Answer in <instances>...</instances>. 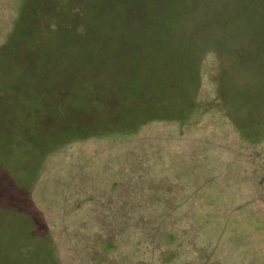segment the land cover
Here are the masks:
<instances>
[{"label":"rangeland","instance_id":"1","mask_svg":"<svg viewBox=\"0 0 264 264\" xmlns=\"http://www.w3.org/2000/svg\"><path fill=\"white\" fill-rule=\"evenodd\" d=\"M216 62L233 121L260 139L241 136L219 113L189 129L174 119L203 101L218 108L208 88ZM204 68L205 89L196 83ZM125 124L137 132L120 134ZM105 130L113 132L77 138ZM258 184L264 0H0V264H56L49 227L60 264H91L95 216L180 223L198 215L192 193L223 209ZM258 196L264 208V190ZM227 214L186 240L183 260L198 248L200 264H264V233L233 245L227 235L248 228L239 223L219 236Z\"/></svg>","mask_w":264,"mask_h":264},{"label":"trees","instance_id":"2","mask_svg":"<svg viewBox=\"0 0 264 264\" xmlns=\"http://www.w3.org/2000/svg\"><path fill=\"white\" fill-rule=\"evenodd\" d=\"M198 69L202 70V66ZM216 69L217 72L213 73L212 76L213 83H211V88L208 87L210 90H213L215 92V97L212 100L218 105V108L216 110L210 109L209 107H204L203 101L199 108H195V106L190 105L188 111L184 109L186 112L181 114V116L174 117L175 115L170 116L169 114L165 117H167L168 119H172V117L178 120L184 119L183 121L188 123L187 126H189V129L192 127L199 126L200 124L194 126L191 125L195 124L198 121L202 122L203 119L206 118V116H211L212 112L215 114L219 113L225 116V119L227 120L224 121L225 124L229 127H234L236 129V132H239L241 136L254 135L255 138H250L251 140L260 139L261 136H258L256 133L255 135L254 132H251L252 130L249 131L250 129L248 130L247 128H242L238 123H235L233 121L231 116V109L228 107V105H226V102H228L229 100L228 97L230 96L222 92L221 87L219 86L220 66L218 65V63ZM208 71V69L204 68V76L201 77L197 73L196 77V83H201L202 86H204V89L205 84H207L206 76ZM198 77H200V81L202 79V82H197ZM158 116L161 117L160 114ZM182 129L185 128L181 126L180 130ZM137 130V125L129 126L125 124L121 126V128L119 129V133L129 135L133 132H137ZM110 132L113 131L105 130L100 132L83 133L80 137L77 138L83 139L91 135L102 136L104 135V133L110 134ZM185 133L181 134L184 135ZM77 138L75 135L74 137L63 139L59 143H55V141L51 140L50 138L47 142H54V148L56 147V145L57 147L59 146L58 148H60L67 146L69 143H74ZM114 185L117 186L118 184H113V186ZM172 185L183 189L186 188L184 184ZM246 188L248 191V186ZM170 190L172 191V189H169V191ZM263 190L264 184H258L257 188L252 193V197L240 199V201L233 200L229 205H226V207H224L223 209L217 207L211 202L213 198L208 200L206 195H197L195 193H192L189 196L188 200L189 202L194 203V206H192L193 209H201V211L194 210L195 213H198V215H196L195 220L193 219L186 221L182 217L180 223L175 221L176 219H174L171 215H168L167 218L160 219V221H156V224L155 222L153 223L152 221L148 220L143 216L132 217L125 215L123 218L118 220H108L101 218L100 216H95L94 220H97L98 228L94 232L95 234L93 237V246L91 247V251L87 256V259L93 261L91 264H200L199 262L204 256L200 255L201 252L198 248L194 251H191L195 255L191 256V258H189V261H185L182 259V256L187 249L185 247V242L187 240L189 243H192V240L196 237V235H199L200 232L203 231L204 227L211 226L213 224L212 217L216 216V212H228V216L224 218L221 225L219 224V236L221 237H223L225 232L227 230H230L234 224L244 223V225H248V228H246L245 232H239L240 230L237 228V226L234 225L236 228L235 233L230 232L227 235V237L230 236L233 245H235L236 243L241 244V241L246 240L245 238L247 235L249 236L254 233L259 236L260 234L264 233V222L259 220V218L255 219L253 222V217L257 218V215L260 211L264 212L263 206H259L257 209L259 203L256 204L254 200V196L259 197V193ZM175 194L176 193H174L173 195ZM169 199L172 200L173 197L168 198V200ZM205 206H207V208H205ZM247 207L253 208V213L251 215L242 213V211ZM129 209V207L121 208L122 211L125 210L126 212H128ZM202 209L208 210L207 212H209L210 215H208L206 212H203ZM254 209H257V211L255 212ZM236 215L238 216L235 217ZM105 225H108V227L106 228ZM102 230H104V236H102L100 233ZM46 233V242L49 243L46 246L49 249L50 254L54 255L56 264H60L57 255L58 250L55 242L52 239L50 227L47 229ZM118 234H120V238L117 242ZM98 242L100 244H97ZM97 246L99 247L97 248ZM120 246H124V250L122 255L119 257L120 262L115 263L114 261L117 259L113 256V253ZM147 251H153L152 256H148ZM262 251H264V245Z\"/></svg>","mask_w":264,"mask_h":264}]
</instances>
